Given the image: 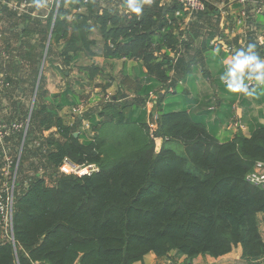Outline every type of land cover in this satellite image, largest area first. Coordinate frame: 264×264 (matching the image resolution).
I'll use <instances>...</instances> for the list:
<instances>
[{"label":"trees","instance_id":"trees-1","mask_svg":"<svg viewBox=\"0 0 264 264\" xmlns=\"http://www.w3.org/2000/svg\"><path fill=\"white\" fill-rule=\"evenodd\" d=\"M161 2L154 0L137 18L95 0L87 4L60 0L54 21L52 11L40 32L48 35L51 31L55 45L63 42L56 56L65 66L75 64L80 55L90 60L140 62L145 83L139 97L145 99L156 91L170 92L175 76L184 78L193 65L203 63L201 49L206 50L215 36L206 31L201 49L195 50L192 59L187 57L201 22L210 23L213 12L198 13L180 30L186 13L179 0ZM176 11L181 16H175ZM6 15L14 17L15 13L0 12V17ZM21 19L26 25L21 36L37 32V21ZM248 40L245 47L255 44L261 56V47ZM179 50L185 54L176 59ZM33 58L30 55L32 65ZM78 71L88 82L102 73L93 63ZM34 78L27 84L31 93ZM4 82L18 86L9 75ZM40 84L41 80L36 97L41 104L33 108L29 128L50 131L40 153L52 182L38 173L26 183L14 181L10 227L5 230L0 218V264H135L149 253L158 258L174 253L188 260L199 255L216 259L238 244L246 260L264 257L257 219L258 214L264 216V189L246 180L255 164L264 162V125L257 124L248 136L237 131L231 138L219 137L231 118L236 94L224 91L229 97L220 99L219 105L209 97L198 99L189 94L163 105L164 97L157 98L153 133L161 139L157 150L142 99L120 103L111 97L110 103L86 117L90 134L81 129L82 120L71 123L68 115H59L64 107L77 104L67 101L68 90L52 95L45 104L46 91ZM57 97L62 101L54 104L52 99ZM210 106L219 111L216 119L209 120L213 116ZM18 110L13 104L11 121L21 122L26 116L27 110L22 117ZM29 128L19 158L12 159L16 178L24 174L23 162L30 156L24 149L30 142ZM22 139L23 131L6 140L11 141L12 157L18 156ZM176 144L184 154L176 153ZM65 160L80 167L94 165L96 170L82 176L62 175L58 171ZM21 184L23 190H16Z\"/></svg>","mask_w":264,"mask_h":264},{"label":"crops","instance_id":"crops-1","mask_svg":"<svg viewBox=\"0 0 264 264\" xmlns=\"http://www.w3.org/2000/svg\"><path fill=\"white\" fill-rule=\"evenodd\" d=\"M9 1L12 3L16 2L18 4L22 2L27 3V8L25 12H27L28 15L22 14L18 16L16 12L11 11L9 8H5L4 6L0 9V12L7 10L12 13H15L17 17L21 18L24 16L31 18L32 20H30V22H32L33 20L37 21V30L43 29L44 26L47 24V21L50 17L47 11H52L49 8L51 0H18V2L16 0ZM170 1L171 0H162L161 3L167 4ZM205 1L211 7L208 12L213 13L211 15L210 23L203 24V22H201V25L206 28L204 32L209 30L212 31V27H214V31L218 32H214L215 36L214 38H212V40L216 37L221 36L223 37V41H225L226 43L228 42L230 44H233L234 46H237L240 44L246 45L248 38H250L252 39V42L257 43L261 47L259 53L261 54V57H264V52H262L264 51V6L259 7V2L264 3V0H247L246 4L241 3L240 0ZM124 6L125 3L121 2L113 5L112 8L117 9L118 12H121ZM72 12L73 10L71 11V14ZM242 12H245V17H241ZM186 19L187 17H185L184 22L187 21ZM20 26H22L23 29H20ZM25 28V23L20 21L16 23V28L9 27L8 30L11 32V34H14L17 31L22 34ZM181 29L183 30V26L180 28V30ZM48 36V38H51L50 31L48 33ZM31 41L32 40L29 39V42ZM198 41L199 40L197 39L193 42L194 47L201 46L202 40L199 42ZM211 41H209L206 50H202L201 47L197 48L201 49L204 59L203 63L199 62L193 65L191 67V72L186 77L179 78L175 76L172 79L175 85L174 89H170V92L167 93H165V91H156L155 93H150L149 96L145 99L141 97L144 102L142 109H144V111L146 112L147 123L151 121L152 114H155V105L157 103V98L164 97L163 101H161L160 104L163 105L164 103L176 102L179 100L181 95L189 94L190 97H196L198 99L209 97L215 103L217 101L216 104L219 105L220 99H223L224 97H229L228 95H223L224 91H226L227 93L228 91L220 82L219 76L224 71L222 60L229 57L230 54L225 52L222 46H220L219 44L212 45ZM15 46L17 48V44ZM62 46L63 42H60L59 45H57V50L59 51ZM217 48L220 49L219 56L215 55V49ZM2 53L5 52L0 53V60L5 61L1 58V56H3ZM184 54L185 51L179 50V54L176 59ZM7 56L11 59V55ZM82 57L86 60V63L80 65L79 61L82 59ZM3 58L6 59L5 56H3ZM10 59H8L7 61H10ZM58 61L60 62L55 63L53 66L48 65V67L52 69V76H55V82L52 87H49L47 83L44 89L46 91L45 104H49L48 102L51 101L52 95H61L65 91V89H67V101L76 102L77 104L72 107H64L62 111H59V115H68V120H70L71 123L74 122L76 118L82 120L81 129L84 130L83 132H88L90 134V130H88V128H85V125H88L87 118L84 119L81 115L74 114L75 111L77 112V110L80 109L82 104V102L80 101V94H83L85 91L96 92L97 88L95 87V84L98 83L102 85V88L100 87V85L98 86L100 89L99 91L104 90L107 93L111 92V97H113L114 99L118 98V101L120 103H123L124 100L128 98L125 97L123 94L130 95V91H133L135 89L136 91L134 94L139 97L141 87L145 83V70L141 66L140 62L136 60H104L101 57H95L90 60L86 56L80 55L78 61L75 64H72L70 66L64 65L66 68L72 70V82L70 84L68 83V85L61 89V85H63L62 78L68 77L69 72L66 71L64 73L62 70V61L60 59H58ZM91 63L98 65L102 69V73L92 82H88L86 76L78 71V67L86 66ZM13 64H15L17 66L16 68L18 69L16 75L12 74V70H10V72L7 71L6 64H4L5 68L3 70H0V75L2 73L3 76L9 75L12 82L17 80L18 84V86H14L13 84L10 86V84L7 83V86L0 87V125L16 126L17 129H15V131L13 132L14 134H16L22 131V125L21 122L17 121L16 119L14 121H11L10 115L12 111V105L15 104V107L20 109L18 110V112L20 114V117H22V111L24 112V110H27L28 107L24 103L26 97L29 94V90L27 82H18L20 78L24 80V75L27 74V72L21 71L22 67L20 64H22V62L14 61ZM41 64V69L46 68L43 67V61ZM38 65L39 63L37 64V69ZM39 71L42 72L41 70ZM13 87L15 89L13 91H10V89H13ZM37 89L38 86L36 88L35 85V94L37 93ZM7 90H9L10 92L7 93ZM93 94L97 95V93ZM169 98L172 99L170 100ZM61 101V97L52 99V102L54 104L61 103ZM208 110L213 112V116L209 120L216 119L219 115V111L214 106L208 107ZM231 113L232 115L228 125L226 126V130L221 129L219 131L220 138H231L232 135H234L237 131H240L245 136H248L251 130L255 128L257 124L264 125V89H256L255 94L251 97L237 95L236 101L231 107ZM236 119H239L240 121L242 127L240 130H237L235 127ZM13 133L8 136L4 140L3 145L0 146L1 171H3L4 169L6 170L4 163L5 153L2 150H7V154L11 158V154L9 152L11 141L6 142V140L12 135H14ZM22 146L23 144H21L20 146L19 155L21 153ZM257 219L259 222L261 237L264 241V216L257 215ZM188 261L190 262V264H264V257L259 258L257 260L248 261L243 258L241 246L238 244L232 249L230 253L216 259L208 255H199L188 260L185 257H178L174 253L169 254L168 257L165 258H158L154 254L149 253L143 258L141 262H137L135 264H187Z\"/></svg>","mask_w":264,"mask_h":264},{"label":"rangeland","instance_id":"rangeland-1","mask_svg":"<svg viewBox=\"0 0 264 264\" xmlns=\"http://www.w3.org/2000/svg\"><path fill=\"white\" fill-rule=\"evenodd\" d=\"M16 1L18 2V0ZM107 7L112 9V6L110 5H107ZM47 12L50 15L52 11L48 10ZM26 15H28V13ZM19 18L20 17H17L15 15L14 17L11 15L0 17V53L5 52L4 47H6V45L8 44V48L7 47L6 48L9 49L10 54H11V59H10V57H8L5 53H2L3 56L6 57V59L1 56V58L5 61L0 60V68L1 70H3L5 68L4 64H6L7 68L12 67V74L16 75L18 71L17 69L13 68V63L14 61H20L22 62V64H20L22 67L21 71L27 72V74L24 75V81L25 79L29 78L28 80L29 81L28 84H29L33 81V78L35 77L34 78L35 85L39 86V83L41 80L40 86L43 87L44 89L47 83L49 87L50 86L52 87V85H54V82H55V76H52V69L48 67V65L53 66L55 63L60 62L58 61V58L56 56L57 53L59 52L57 50V45H55L51 41V38H48L49 36L46 35L44 32L42 35V33L40 32L41 30H37V32L31 30V32H29V34L24 37L21 36V33L19 31L15 32L14 34L9 33L8 32L9 27H14L13 25H16L17 22L22 21V19L19 20ZM32 28L33 27H31V29ZM212 29L213 30L211 34H213L214 32H217V31H214V27H212ZM205 30H203L202 25L200 29L197 30L196 34H198L197 39L199 41L203 40L207 36L206 34L208 32H204ZM184 36L187 37V34L185 35L184 33ZM29 39L32 41L29 42ZM19 41H21L23 45L20 48H16L15 45ZM10 46H12V48ZM197 48H200V47L199 46L194 47L193 43L190 44V49L188 50L187 57L192 59L195 56L194 52L195 50H197ZM30 55H34V58L32 60L34 63L33 65L31 64ZM8 59H10V61H7ZM35 61H38L37 64L38 63L40 64L43 61V67H46L44 69H41L42 72H40L41 74H40L39 80H38L39 70L37 69V64ZM85 63H86V60L82 57V59L79 61V64L83 65ZM35 69L37 73L35 72ZM62 70L64 73L66 71L69 72V76L66 78H62L63 85H61V89L65 87L66 85H68V83L70 84L72 82L71 81L72 80L71 79L72 70L66 68L64 65H62ZM4 77L5 76H3V73H2L0 75V78L3 80ZM99 85L100 84L98 83L95 84V87L97 88L96 92L94 91L86 92L85 91L83 94H80V101L82 102V104H81L80 109L77 110V112L75 111L74 113L75 115L79 114L84 119H86V117L89 114L97 111V109H99L102 105L110 103V98L112 95L111 92L107 93L104 90L99 91L100 90L98 87ZM100 87L102 88V85H100ZM28 90H29V94L26 97V100L24 103L26 106H28L27 112H26L27 118L25 116L21 120V125H22L21 127H22L23 134H25V136H26V133L30 125L33 108L35 107V105L40 106L41 104L39 97H36L37 94H35L34 91L33 93H31L30 89ZM135 91H136L135 89L133 91H130L131 93L130 95L123 94L125 97H128L124 100V102L140 103L141 98H139L136 94H134ZM93 93H97V95ZM169 99L171 100L172 98H169ZM49 132L50 131H41V128L38 129L36 128V126L34 128H29L28 134H29L30 142L25 146L24 149L28 153V155L30 154V156L23 162V165H24L23 169L25 170V172L22 175L20 174V177L18 175V177L16 178V173H15L17 169L16 166L14 167V169L10 167L8 169V172H7L8 174L6 176H4L5 173L0 170V189H2L1 187H4V185L5 187L10 188L11 180L9 179V176L11 175V177H13L12 174H15V181H17V183L19 180L24 181L25 183L28 182L30 179H32L36 175V173H38L40 176H43L48 183L52 182V177H51L52 174L50 175V173H47L45 163L43 162V156L40 153V151L42 150V142L49 135ZM21 144H22V141H21ZM159 147H160V142L158 141L156 142V149H159ZM175 151L179 155L184 154L183 148L179 144H176ZM18 157H19V154L17 156V154L15 153L13 157L11 156V159L13 158L18 159ZM188 166L190 167V163L188 164ZM23 185L24 184H21L16 190L18 191L23 190ZM258 215L262 216V214H258Z\"/></svg>","mask_w":264,"mask_h":264},{"label":"built area","instance_id":"built-area-1","mask_svg":"<svg viewBox=\"0 0 264 264\" xmlns=\"http://www.w3.org/2000/svg\"><path fill=\"white\" fill-rule=\"evenodd\" d=\"M80 1L82 4H87L92 0H80ZM95 1L98 2L101 6L110 5L112 7L115 4L124 2V0H95ZM240 1L243 4L247 3V0H240ZM59 3H60V0H51L50 2L49 8L50 10L54 12L53 20L56 16ZM179 3L181 4L183 10L185 11L186 17H187L186 19L187 21L184 22L183 24V29L186 28V26L192 21V19H194V17L198 13L210 9V7L207 6L205 0H179ZM3 6L5 8L6 7L9 8L11 11L16 12L18 16L22 14L23 15L27 14V12H25L27 8V3L25 2L17 4L16 2L12 3L9 0H0V9ZM261 6H264V3L259 2V7ZM80 9L77 11L74 10L73 13L80 12ZM123 12L128 13L126 9V5L124 6L123 10L120 13H123ZM175 16L177 17L181 16V12L176 11ZM245 16H246L245 12H242L241 17H245ZM222 38L223 37L221 36L216 37L215 39L211 41V44L212 45L219 44L220 46H222L223 50L230 55L233 54L236 49L245 47L244 44L234 46L233 44H230L228 42L226 43L225 41H223ZM175 61L176 59L174 58V62ZM3 86H7V82H4V79L2 80L0 78V87H3ZM155 120H156V115L152 114L151 121L148 123L149 125L148 127H149L150 137L154 139L155 144H156V142L158 141L160 142L161 139L155 138L153 135L154 131L156 130ZM235 127L237 130H240L242 128L239 119H236ZM85 128H88V125H85ZM15 129H17V127L14 125H0V146L3 145L4 140L8 136H10L15 131ZM2 151H4L5 153L4 163H5V168H6V170H3L2 172H4L5 173L4 176H6L8 174L7 173L8 169L12 166V159L7 154V150L3 149ZM95 170H96V167L94 165L80 167V166L74 165L71 162L65 160L63 164L59 167L58 172L62 175L82 176V175L90 174L91 172H94ZM12 175L13 177H11V175L9 176V179L11 180L10 188L5 187L4 185V187H1L2 189H0V218L3 223V228L5 230L8 228V226L10 227L11 225L12 204H13V186H14V181H15V174H12ZM246 180L249 183L255 186H259L264 189V162H257L252 172H250L246 176Z\"/></svg>","mask_w":264,"mask_h":264},{"label":"clouds","instance_id":"clouds-1","mask_svg":"<svg viewBox=\"0 0 264 264\" xmlns=\"http://www.w3.org/2000/svg\"><path fill=\"white\" fill-rule=\"evenodd\" d=\"M127 11L137 18L144 14L145 6H151L154 0H124ZM39 6V5H38ZM220 49H215L219 56ZM224 71L219 76L220 82L228 92L244 97H251L256 89H264V57L256 51V45L236 49L222 60Z\"/></svg>","mask_w":264,"mask_h":264},{"label":"water","instance_id":"water-1","mask_svg":"<svg viewBox=\"0 0 264 264\" xmlns=\"http://www.w3.org/2000/svg\"><path fill=\"white\" fill-rule=\"evenodd\" d=\"M3 9H4V8H3ZM205 12H208V10H206ZM20 29H23V27L20 26ZM50 36H51V31H50ZM41 66H42V64L40 63V64L38 65V69H39V70H41ZM39 78H40V71H39L38 80H39ZM37 84H38V83H37ZM36 88H37V85H36ZM77 135H78L77 133H74V137H75V138L77 137ZM24 138H25V134H24V136H23L22 144H23V142H24ZM187 264H190V262L188 261Z\"/></svg>","mask_w":264,"mask_h":264}]
</instances>
